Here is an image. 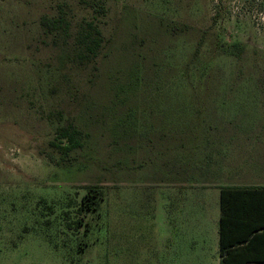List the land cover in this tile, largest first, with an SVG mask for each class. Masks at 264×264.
I'll use <instances>...</instances> for the list:
<instances>
[{
    "label": "rangeland",
    "instance_id": "rangeland-1",
    "mask_svg": "<svg viewBox=\"0 0 264 264\" xmlns=\"http://www.w3.org/2000/svg\"><path fill=\"white\" fill-rule=\"evenodd\" d=\"M89 22L104 42L81 63ZM256 162L264 0H0V264H218L214 211L183 228L182 188L212 206ZM89 186L103 198L82 211Z\"/></svg>",
    "mask_w": 264,
    "mask_h": 264
},
{
    "label": "trees",
    "instance_id": "trees-1",
    "mask_svg": "<svg viewBox=\"0 0 264 264\" xmlns=\"http://www.w3.org/2000/svg\"><path fill=\"white\" fill-rule=\"evenodd\" d=\"M65 23L63 16L52 18L44 15L41 18L42 26L48 32H54L61 28ZM85 32L80 33L79 43L81 50L78 53V58L81 63L84 61L92 62L98 56L100 47L102 48L104 37L100 30L92 22L88 23ZM56 141L51 144L63 155L68 156L70 151L79 145L76 139L80 133L72 124L62 125L57 128ZM103 198V191L98 186H89L86 194L81 200L80 210H97L100 200ZM243 215L242 225L249 228L245 236L229 240L228 229L231 231L234 226V221L230 219L226 211H223L220 219V256L221 264H246L251 261H264V217L262 211H257V224H253L256 218V212L246 211ZM77 226L82 225V220L77 222ZM257 252V254H256Z\"/></svg>",
    "mask_w": 264,
    "mask_h": 264
},
{
    "label": "crops",
    "instance_id": "crops-1",
    "mask_svg": "<svg viewBox=\"0 0 264 264\" xmlns=\"http://www.w3.org/2000/svg\"><path fill=\"white\" fill-rule=\"evenodd\" d=\"M257 161V159H256ZM255 164L256 168L253 171H247L243 176L238 179L239 176H227L223 181L219 183H215L213 186L217 187L216 193L212 196L208 195L207 197L211 199L212 197V206L210 202L204 201V205L202 203V196L197 195L199 191L196 193V188H189V192H185L186 188H182V193L180 195V200L178 203V211L181 216V226L186 228L187 217H193L195 219L196 216L199 215V211H214L213 220H214V230L213 234V243H214V251L216 253V262L221 264V256H220V219L222 217L223 211H226L227 215L234 221V226L231 231L228 229V238L229 240H235L241 238L246 235L249 228L242 225L243 215H246V211L256 212V218H254L253 224H257V211H262L261 214H264V170L261 172H257V167L262 168L263 166ZM245 167L252 169L254 165L246 164ZM169 186V185H168ZM167 196L170 195V188L167 189ZM209 199V200H210ZM203 205V207L201 206ZM168 216H170L171 211H166ZM261 216L259 218H263ZM170 220V218H169ZM167 221V224L169 223ZM191 232H194V225L190 228ZM208 231V229L206 230ZM165 247L167 250L171 246V235L170 230H167L166 238H165ZM194 247H192L193 249ZM180 253L183 256L185 262L186 258V247L182 243L179 246ZM169 254V253H168ZM167 254V259L169 261V255ZM257 254V252H256ZM246 264H264V261H251Z\"/></svg>",
    "mask_w": 264,
    "mask_h": 264
}]
</instances>
